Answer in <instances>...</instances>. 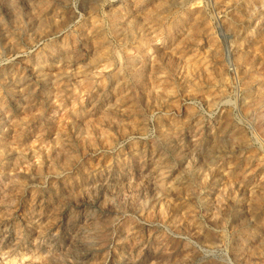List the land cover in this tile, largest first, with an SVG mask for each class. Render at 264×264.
Here are the masks:
<instances>
[{
	"label": "rangeland",
	"instance_id": "obj_1",
	"mask_svg": "<svg viewBox=\"0 0 264 264\" xmlns=\"http://www.w3.org/2000/svg\"><path fill=\"white\" fill-rule=\"evenodd\" d=\"M0 264H264V0H0Z\"/></svg>",
	"mask_w": 264,
	"mask_h": 264
}]
</instances>
